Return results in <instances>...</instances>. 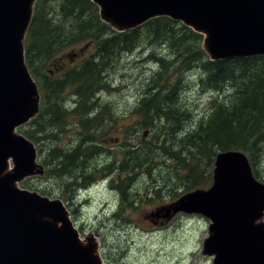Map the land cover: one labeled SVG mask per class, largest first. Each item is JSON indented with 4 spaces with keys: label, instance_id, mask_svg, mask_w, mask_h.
I'll return each mask as SVG.
<instances>
[{
    "label": "trees",
    "instance_id": "trees-1",
    "mask_svg": "<svg viewBox=\"0 0 264 264\" xmlns=\"http://www.w3.org/2000/svg\"><path fill=\"white\" fill-rule=\"evenodd\" d=\"M202 41L203 34L168 16L119 32L102 21L93 0L36 1L25 41V59L41 92V102L39 112L19 131L39 146L44 139L58 138V131L69 127L77 130L74 145L50 146L42 157L50 175L67 178L62 196L67 194L73 203L75 191L94 183L100 173L111 177L110 182L118 188L119 209L137 205L145 199L139 192L133 193L136 177L147 175L153 181L163 167L167 177L154 189L156 196L160 198L163 188L178 183L187 192L207 184L209 172L204 164L212 167L217 154L229 150L244 152L255 175L261 178L258 163L264 152V55L212 60ZM144 43H163L169 56L150 51L149 58L157 66L132 110L141 119L126 129L123 144L116 147L123 159L107 161L99 168L89 166L91 157L104 152L95 133L105 125L104 111L110 112L109 104L103 106L99 96L110 85L106 73L122 54L132 53ZM83 44L93 45L91 55L79 64L65 65L64 54ZM191 70L197 72L201 90L212 97L198 122L184 126L191 113L180 102L185 83L182 78ZM53 71L55 75H51ZM69 92L74 99L68 106ZM70 116L76 120L68 121ZM143 128L152 132L151 138L133 135ZM137 138L140 140L135 142ZM39 151L43 152L41 147ZM21 186L33 189L27 182ZM112 215L125 218L120 210Z\"/></svg>",
    "mask_w": 264,
    "mask_h": 264
},
{
    "label": "water",
    "instance_id": "water-1",
    "mask_svg": "<svg viewBox=\"0 0 264 264\" xmlns=\"http://www.w3.org/2000/svg\"><path fill=\"white\" fill-rule=\"evenodd\" d=\"M36 1L0 0V264H108L95 236L80 237L62 199L19 185L44 172L34 142L17 132L41 98L24 46ZM93 1L120 32L169 16L204 35L212 60L264 55V0ZM179 210L212 220L205 251L215 264H264V183L245 153L219 152L212 186L187 193L167 213Z\"/></svg>",
    "mask_w": 264,
    "mask_h": 264
},
{
    "label": "rangeland",
    "instance_id": "rangeland-1",
    "mask_svg": "<svg viewBox=\"0 0 264 264\" xmlns=\"http://www.w3.org/2000/svg\"><path fill=\"white\" fill-rule=\"evenodd\" d=\"M162 44L144 43L132 53L122 54L114 62V66L107 71L110 85L99 96L103 106L109 104L110 112L104 111L105 125L98 127L95 133L104 152L91 157L89 166L96 165L99 168L107 161L123 159L122 152L116 147L123 144L126 129H131L141 119L133 109L137 106L150 76L153 75L152 71L157 66L156 61L149 58L150 51L169 56V51ZM202 48L205 50L203 41ZM93 51L92 44H83L65 53L62 60L65 65L73 66L90 56ZM51 75H55L54 71ZM196 75L197 72L191 70L182 78L185 83L180 102L191 113L189 119L184 121V126H192L198 122L206 112L208 101L212 97L210 92L201 90ZM73 99L74 96L69 92L66 105H73ZM75 120V117L70 116L68 121ZM145 130L139 129L133 135L142 137ZM57 134L59 137L55 140L48 138L39 144L43 152L39 151L38 163L43 164V154L47 153L50 146L65 148L76 143L75 128L69 127L61 133L58 131ZM151 135L152 132L146 137L151 138ZM139 140L137 138L135 142ZM39 146L36 144L37 149L40 150ZM110 147H114V150H110ZM44 166L43 173L29 176L22 182L31 184L33 189L28 188L30 190L44 189L52 193L50 196L52 198L62 197L83 239L91 235L95 236L99 241L101 253L107 257L108 264H215L216 255L205 251V240L210 236L212 220L202 213L183 210L170 215L167 213L168 207L175 204L182 196L196 190H208L212 186L215 162L212 167L204 164V169L209 172L207 184H201L200 187L187 192H184L185 189L180 183L174 186L168 185L162 189L160 198L156 196L154 189L163 182V177H167L166 167L155 173L156 177L154 176L153 181L147 175H138L133 193L139 192L138 195H141L145 201L133 206L126 205L120 209V192L110 182L111 177H103L98 173L94 183L75 191V201L71 203L67 194L61 195L65 193L62 184L64 181L67 182V178L61 179L50 175L46 165ZM258 168L264 179V152L260 156ZM177 193L182 194L177 196ZM119 210L120 214H124V219L112 215ZM259 222L264 223V217Z\"/></svg>",
    "mask_w": 264,
    "mask_h": 264
},
{
    "label": "bare ground",
    "instance_id": "bare-ground-1",
    "mask_svg": "<svg viewBox=\"0 0 264 264\" xmlns=\"http://www.w3.org/2000/svg\"><path fill=\"white\" fill-rule=\"evenodd\" d=\"M210 236H211V232H210ZM210 236H209V237H210ZM209 237H208V238H209ZM208 238H207V239H208ZM207 239H206V240H207Z\"/></svg>",
    "mask_w": 264,
    "mask_h": 264
}]
</instances>
